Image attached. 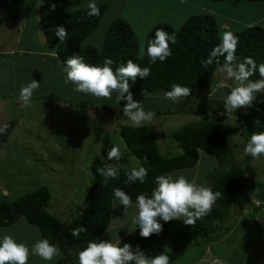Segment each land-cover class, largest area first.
I'll use <instances>...</instances> for the list:
<instances>
[{
	"label": "rangeland",
	"instance_id": "1",
	"mask_svg": "<svg viewBox=\"0 0 264 264\" xmlns=\"http://www.w3.org/2000/svg\"><path fill=\"white\" fill-rule=\"evenodd\" d=\"M194 1L209 8L223 37L238 32L245 25L250 27L260 24L264 29V3L243 2L233 6L229 0L219 3L210 0ZM21 2L24 8L37 10V0ZM86 6L87 3L81 4L82 9ZM36 18L35 11L29 19H24L25 24L28 22L30 26L27 28L20 22H12L8 14L0 10V52L14 51L17 46L34 50L44 45L50 46L51 52L55 45L45 42L39 20L35 30H31ZM227 26L230 30L226 29ZM104 32L105 28L99 27L91 35L92 39L84 44L99 50ZM143 46L139 43V55H142ZM3 56L5 58L2 60ZM3 56L0 58L1 63L11 58L14 64H0V98L10 94L11 80L16 78L15 74L22 78V83L18 86L35 72L40 74V78L49 81L46 73L58 66L54 60L44 57H31L26 54ZM20 67L26 68L24 76L18 72ZM67 70L66 67L61 68L59 78L64 81H58L56 85H68L64 75L69 73ZM44 84L46 85L45 82ZM99 86L100 83H96L82 88L80 94L75 93V96L67 94L69 98L64 99L70 103L57 101V107L55 100L47 99L56 107L48 115L47 109L46 113L39 109V102L43 100H24L30 98L28 94L32 92L28 86L22 90V94H18L19 98L12 100L14 105L10 110L5 109V104L0 101L3 104L0 105V202L12 203L43 186L47 188L50 196L46 207L48 214L59 218L63 223L73 221L78 213L88 208L87 189L94 178L91 171L94 157L99 156L105 162H112L118 171H143L141 162L126 147L119 135L123 124L149 128L154 134L160 155L167 159L182 154L178 142L172 139L171 134L183 127L203 129L214 124L229 131L230 137L226 141L228 147L223 153V159V155L218 160L206 153H200L194 168L170 174L172 193L180 202L178 209L168 212L154 211L128 201L124 203L126 201L116 200L113 219L106 235L113 242L119 241L128 232L133 233V227H148L164 220L197 215L205 205L212 204L209 191L214 178L221 175L232 161H241L250 153L254 154L251 178L258 183H264V80L255 84L247 83L237 62L227 70L216 71L208 90L191 92V97L187 95L178 100L164 99L161 93L126 96L111 86L99 92ZM53 89L57 93L55 95H62L59 90ZM75 103H86L87 106L76 107ZM106 103L110 106L133 103L139 109L150 111L192 107L207 110L208 113L156 117L136 115L126 119L129 114L124 115L120 111L106 113L95 108ZM2 113H5L6 118ZM233 114L241 115L242 119L237 122ZM251 199V195L238 198L237 207H232L230 216L220 225V229L232 232L224 243L229 245L227 249L234 250L231 246L242 248L244 245L242 255H230L238 264L264 263V214L248 204ZM23 230L21 226H15L12 233ZM82 245L84 244L68 248L76 255L84 256L88 251ZM97 246L102 252V244ZM117 246L124 248L123 244ZM225 250L224 246H210L209 243L204 244L201 241L198 245L193 242H179L175 245L169 243L158 251L143 249L135 255L132 260L134 262L131 263L185 264L191 260L202 259L208 254L223 255ZM92 256L90 254L87 257ZM4 259H0V264L4 263ZM92 263L93 259L89 263L85 262Z\"/></svg>",
	"mask_w": 264,
	"mask_h": 264
},
{
	"label": "trees",
	"instance_id": "2",
	"mask_svg": "<svg viewBox=\"0 0 264 264\" xmlns=\"http://www.w3.org/2000/svg\"><path fill=\"white\" fill-rule=\"evenodd\" d=\"M84 1L37 0V10H31L24 8L21 0H0V10H4L12 22L29 19L30 13L36 11L45 42L55 45L56 55L62 66L68 69V74L87 87L100 83L99 92L111 86L126 96L161 93L164 99L178 100L187 95L191 97V92L208 90L216 71L227 70L234 62H237L247 83L264 80V29L260 24L241 28L223 37L213 17L192 15L178 28L168 24L151 28L142 43V55H139L141 42L126 21L114 18L108 25L101 24L107 4L82 9ZM210 1L219 3L227 0ZM229 1L233 6L240 2L264 3V0ZM24 26L30 28L28 22ZM99 27L105 28V32L98 50L84 42ZM2 56L0 54V58ZM45 97L70 103L50 93ZM11 98L1 97L0 101ZM24 100L36 99L30 97ZM75 106L85 107L87 104L75 103ZM95 108L106 113L120 111L124 115L129 114L126 119L136 115L156 117L208 113L207 110L192 107L142 110L133 103L111 106L106 103ZM233 117L237 122L242 119L237 114ZM119 135L141 162V173L118 171L112 162H105L96 156L91 162L94 178L87 189L88 208L78 213L76 219L63 223L48 214L46 207L50 196L47 188L42 186L12 203L0 202V227H10L23 219L39 230L47 245L64 248L89 244L102 237L112 222L115 200L128 201L154 211H174L180 207V202L172 193L170 174L194 168L200 153L220 160L228 147L226 141L230 132L214 124L203 129L183 127L171 134L182 154L169 159L160 155L154 134L147 127L123 124ZM253 156L250 153L241 161H232L221 175L214 178L209 191L212 204L205 205L197 215L164 220L139 230L134 236L125 238L124 248L107 253L101 264H130L143 249L158 251L169 243H209L216 238L232 207H237L240 197L252 195L261 205L254 207L251 201L248 204L264 214V183L251 178ZM131 249L135 253H130Z\"/></svg>",
	"mask_w": 264,
	"mask_h": 264
},
{
	"label": "crops",
	"instance_id": "3",
	"mask_svg": "<svg viewBox=\"0 0 264 264\" xmlns=\"http://www.w3.org/2000/svg\"><path fill=\"white\" fill-rule=\"evenodd\" d=\"M83 3H87V6L84 9H88L90 7L97 6L100 4H107L108 8L102 19L101 24L108 25L114 18H120L126 21L131 26L133 31L139 37L138 39L141 43L144 42V39L147 33L149 32V30L154 26L158 25L159 23L168 24L173 28H178L185 22V20L189 16L192 15L206 14L212 17V13L209 12L208 7H205L203 3L200 4L199 2H196L194 0H85ZM241 3L243 2H240L239 4ZM34 12L30 13V16ZM37 20H39L38 15L33 30H35V28L37 27ZM16 22H20L21 25H26L23 18H21ZM245 27H248V25H245ZM226 29L230 30L229 26H227ZM92 37L93 36L88 37L85 40V42L90 41ZM41 48H44L42 52H40ZM49 51H50V46L44 45L41 46L39 49H34V50L22 49L19 46H17L16 50L14 51L5 50V52H0V54L8 55V56L9 55L14 56L16 54H26L31 57H44L50 60H54L55 62L58 63V66L54 67L53 69H51L49 72L46 73L48 78H50L49 81H46L45 78L43 77L40 78V74L35 72V74L33 73V75L29 76V78H26L23 84L18 86L20 83H22V78L19 75L15 74L16 78L11 80L12 86L10 89V94L4 96V97L11 96L12 98L10 100H5V102L2 101V103L5 104V109L10 110V107L14 105V102H12V100L18 97V94H22V90H24L26 86H28L29 88H31L32 91L31 94H28L29 97H33L39 101L43 100L39 102L40 103L39 107H41L39 109H42V111H45V113L47 109V115H48V113L51 114L53 109L56 108L58 105L56 101L55 102L56 107H55L54 104H52L50 100H47L48 98L45 97V95L49 93L50 94L53 93V95L57 94L56 92H54L53 88L59 90L61 92L60 94H62L61 96L60 95H55V96H58L59 98L68 99L69 97L67 96V94H72L73 96H75V93L80 94L79 92L82 91V88L87 87L85 83L78 81L77 79H75L74 76L64 73L63 74L65 75L66 83L68 85H63V86H59V84L56 85L55 83H58V81L59 82L64 81L62 78H59V75L61 74L59 71L63 66L56 55L55 47L52 48L51 52ZM10 59L2 63H7L10 65L14 64V61L13 60L11 61ZM2 63L0 61V64ZM25 69L26 68L22 69L20 67L18 72L22 74V76H24L26 72ZM53 80L55 82H53ZM7 82L8 80H6V87H8ZM44 82L46 83V85L44 84ZM2 84H4V82H2ZM43 89L45 90L42 91ZM38 97L40 99H37ZM79 98L82 100V97ZM2 103H0V105H3ZM16 105L19 107L18 103ZM39 109H36V111H38ZM55 114L56 113L54 112L53 116H55ZM2 115L4 116L5 113H2ZM4 117L6 118V116ZM124 203H128V202L126 201ZM15 226L16 227L21 226L24 230L21 232L12 233V229ZM145 228L146 227H139V228L133 227L134 229L133 233L129 234L130 232H128L127 234H125V236L122 239H120L117 242H113L111 239H107L108 238L106 236L108 233L107 231L102 237L95 240L94 242L89 244L84 243V245L82 246L85 247L88 253H85L84 256H82V255H76L75 252L70 250L68 247L67 249H54L50 247L44 241L39 230L36 227L29 225L25 220L21 219L10 227H6V228L0 227V259H2L3 257L5 258L3 264H85V262L89 263L90 260L92 259H93L92 264H101L104 261V258L107 255V253L118 248L117 246L118 244L124 245L125 238H127L128 236L135 235L136 232ZM135 229L137 231H135ZM231 233H232L231 231L220 229L219 232L216 233V238H214L211 242H209L210 246L211 245L224 246L226 250L224 251L223 255L208 254L202 259L191 260L189 263H185V264H238L237 260H233L231 256L242 255L241 250L244 249V245H242L243 246L242 248L231 246V248H233L234 250L227 249L229 245H225L224 243L226 242L227 237ZM8 239L10 241H8ZM105 239H107V241ZM96 241H98L100 244L102 243V247H103L102 252L97 246L99 243H97ZM90 254H93V256L87 257ZM159 254L161 255L160 252ZM146 264H151V263H146ZM259 264H264V263L259 262Z\"/></svg>",
	"mask_w": 264,
	"mask_h": 264
},
{
	"label": "built area",
	"instance_id": "4",
	"mask_svg": "<svg viewBox=\"0 0 264 264\" xmlns=\"http://www.w3.org/2000/svg\"><path fill=\"white\" fill-rule=\"evenodd\" d=\"M248 196H249V195H248ZM251 202H252V204L254 205V207H259V206L261 205L260 202L255 201V200H253V199H251ZM263 210H264V209H263Z\"/></svg>",
	"mask_w": 264,
	"mask_h": 264
},
{
	"label": "clouds",
	"instance_id": "5",
	"mask_svg": "<svg viewBox=\"0 0 264 264\" xmlns=\"http://www.w3.org/2000/svg\"><path fill=\"white\" fill-rule=\"evenodd\" d=\"M255 84V83H254ZM235 118V117H234ZM254 180V179H253ZM256 181V180H254ZM7 195V194H6ZM252 196V195H251ZM253 199V198H252ZM254 200V199H253ZM251 201V200H250ZM256 201V200H255ZM99 239V238H98ZM97 240V239H96ZM95 241V240H94ZM53 248V247H52ZM67 247L64 248H54V249H66ZM132 251L130 253H135V250L131 249Z\"/></svg>",
	"mask_w": 264,
	"mask_h": 264
}]
</instances>
